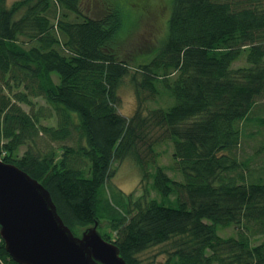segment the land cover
Instances as JSON below:
<instances>
[{
    "label": "trees",
    "instance_id": "trees-1",
    "mask_svg": "<svg viewBox=\"0 0 264 264\" xmlns=\"http://www.w3.org/2000/svg\"><path fill=\"white\" fill-rule=\"evenodd\" d=\"M80 1L0 0V159L44 186L74 235L96 223L126 264L154 246L167 264H264V0H172L137 65L117 50L123 5L93 18ZM127 77L132 116L117 109ZM163 138L180 180L148 164ZM126 157L159 198L111 182ZM0 264H20L1 236Z\"/></svg>",
    "mask_w": 264,
    "mask_h": 264
},
{
    "label": "water",
    "instance_id": "water-1",
    "mask_svg": "<svg viewBox=\"0 0 264 264\" xmlns=\"http://www.w3.org/2000/svg\"><path fill=\"white\" fill-rule=\"evenodd\" d=\"M0 236L20 264H126L96 223L74 235L44 186L1 159Z\"/></svg>",
    "mask_w": 264,
    "mask_h": 264
},
{
    "label": "rangeland",
    "instance_id": "rangeland-1",
    "mask_svg": "<svg viewBox=\"0 0 264 264\" xmlns=\"http://www.w3.org/2000/svg\"><path fill=\"white\" fill-rule=\"evenodd\" d=\"M22 0H7L9 5H16ZM172 0H110L112 4L118 2L123 5L125 12L124 25L117 37V50L120 58L126 59L133 65H137L148 59L158 46L159 41L164 35L167 25V18L171 9ZM24 7V6H23ZM22 7V9H23ZM104 0H81L80 9L90 17L98 18L105 13ZM20 9V11L22 10ZM18 13V12H17ZM244 58L237 60L235 65L244 64ZM119 103L117 109L124 116H132L137 108V99L132 86L129 84L128 77L123 79L118 89ZM161 98L149 100L146 102L147 108L157 105H164ZM142 115H144L142 113ZM44 123H54L53 120L44 121ZM252 132L256 134L258 127L254 124ZM251 132V131H250ZM264 133V130L261 131ZM261 135H255L252 141L258 144ZM62 144V143H60ZM57 146L58 143H54ZM157 152L155 157H149L148 164L152 171L154 165H161L165 168L166 173L174 179L180 180V173L174 169L172 159V143L170 139L163 138L158 144L153 146ZM250 152L249 149H247ZM59 155V154H58ZM58 158V156H57ZM114 173L111 182L120 188L124 194L139 196L145 190H149L151 197L159 198V194L151 187V177L145 178L140 174V171L133 159L126 157L123 160L113 162ZM143 178H145L143 180ZM110 195V191L107 190ZM174 199V195L170 197ZM107 225L102 223L100 228H105ZM234 227H217V232L220 235L226 236L234 234ZM257 242V241H256ZM159 246H154L139 255L141 264H167V253L162 252Z\"/></svg>",
    "mask_w": 264,
    "mask_h": 264
}]
</instances>
